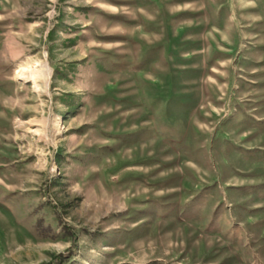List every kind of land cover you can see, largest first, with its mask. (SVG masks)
Here are the masks:
<instances>
[{
  "label": "rangeland",
  "instance_id": "374dc122",
  "mask_svg": "<svg viewBox=\"0 0 264 264\" xmlns=\"http://www.w3.org/2000/svg\"><path fill=\"white\" fill-rule=\"evenodd\" d=\"M0 264H264V0H0Z\"/></svg>",
  "mask_w": 264,
  "mask_h": 264
},
{
  "label": "bare ground",
  "instance_id": "6f19581e",
  "mask_svg": "<svg viewBox=\"0 0 264 264\" xmlns=\"http://www.w3.org/2000/svg\"><path fill=\"white\" fill-rule=\"evenodd\" d=\"M44 68L45 69L42 71V75H44V71L46 70L45 66H44ZM16 75L20 79H26V80L32 82V84L34 85V89L37 86L38 78L42 76L41 74L38 75V73L36 74V73H34V72L30 71L29 69L24 68V67H18L16 69Z\"/></svg>",
  "mask_w": 264,
  "mask_h": 264
}]
</instances>
